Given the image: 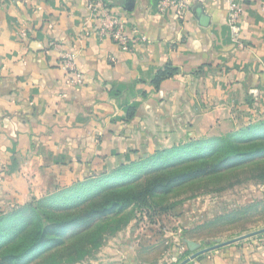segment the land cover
Wrapping results in <instances>:
<instances>
[{
	"label": "crops",
	"instance_id": "0c3cea01",
	"mask_svg": "<svg viewBox=\"0 0 264 264\" xmlns=\"http://www.w3.org/2000/svg\"><path fill=\"white\" fill-rule=\"evenodd\" d=\"M89 1L0 0V211L38 198L58 173L114 168L130 153L264 113L261 0H238L237 33L226 0L192 2L182 17L158 12L157 0H103L147 38L128 51L99 36ZM64 52L75 55L85 86L65 84ZM169 66L175 73L155 87ZM197 232V225L184 230L187 244L209 240ZM182 252L116 254L103 264H178ZM184 264H264V233Z\"/></svg>",
	"mask_w": 264,
	"mask_h": 264
},
{
	"label": "rangeland",
	"instance_id": "374dc122",
	"mask_svg": "<svg viewBox=\"0 0 264 264\" xmlns=\"http://www.w3.org/2000/svg\"><path fill=\"white\" fill-rule=\"evenodd\" d=\"M253 113L230 130L181 140L167 156L166 148H155L103 171L58 173L38 198L0 211V264H103L116 254L149 251L165 259L175 248H183L182 261L264 229V113ZM252 149L242 161L235 155ZM219 162L217 171L158 186L179 169ZM64 222L49 235L54 242H39L45 226ZM196 225L209 240L187 244L184 230Z\"/></svg>",
	"mask_w": 264,
	"mask_h": 264
},
{
	"label": "built area",
	"instance_id": "2783aa9c",
	"mask_svg": "<svg viewBox=\"0 0 264 264\" xmlns=\"http://www.w3.org/2000/svg\"><path fill=\"white\" fill-rule=\"evenodd\" d=\"M228 4L227 23L234 33L239 30L242 21L243 8L238 0H226ZM192 2L204 3L205 0H157L158 12L174 9L179 17ZM264 9V0L259 3ZM87 9L97 22L99 36L110 38L121 50L128 51L139 42H146L145 35L139 33L134 27L128 25L126 19L113 11L103 0H91L87 3ZM60 70L63 72L65 84L73 89L86 85L87 80L76 64L75 55L64 52L58 61Z\"/></svg>",
	"mask_w": 264,
	"mask_h": 264
},
{
	"label": "trees",
	"instance_id": "16d2710c",
	"mask_svg": "<svg viewBox=\"0 0 264 264\" xmlns=\"http://www.w3.org/2000/svg\"><path fill=\"white\" fill-rule=\"evenodd\" d=\"M175 71L176 70L170 66L166 67L165 69H163L161 71H158L152 80V84L155 87H158L160 82L163 79L173 76ZM164 150H168V151H165L166 156L171 154V151H169L170 149H164ZM256 150L257 149H252L249 151H240V152L236 153L235 155L237 156V158H239V161H242V160L246 159L247 157H250L253 154H255V152H257ZM223 161L227 162L228 159L225 157V159H223ZM221 162L214 163L210 166L209 165L208 166L207 165H203V166L202 165H200V166L192 165V166L188 167L187 169H185V168L183 170L179 169L178 173L173 172V175L170 177V179L168 181H166L164 184H161L158 186L164 187V186H167L170 182L181 181V180H185V179H191V178H195V177L200 176V175H205L209 172L217 171L218 167L221 166L220 165ZM64 224H68V223H66V222L59 223L58 226H57V223L56 224H49V225L45 226L43 231L39 235V239H38L39 242H42V243L54 242L57 237H49V235L56 233L57 230L60 229V227L63 226ZM36 237H34V239L32 240L33 244L38 242Z\"/></svg>",
	"mask_w": 264,
	"mask_h": 264
},
{
	"label": "water",
	"instance_id": "95a60500",
	"mask_svg": "<svg viewBox=\"0 0 264 264\" xmlns=\"http://www.w3.org/2000/svg\"><path fill=\"white\" fill-rule=\"evenodd\" d=\"M263 231H264V229H262V230H258V231H255L254 233L249 234V235H243V236L237 237V238H235V239H230V240H228V241H225V242H222V243H218V244H215V245L210 246V247H207V248H203V249L198 250L197 252L191 254L189 257H187L186 259H184L183 261H181V262L178 263V264H184V263H186L187 261H189L190 259H192V258L196 257L197 255H199V254H201V253H203V252H206V251H208V250H211V249L217 248V247L222 246V245H224V244H227V243H230V242H233V241H237V240H239V239H242V238H245V237L251 236V235H253V234H257V233L263 232Z\"/></svg>",
	"mask_w": 264,
	"mask_h": 264
}]
</instances>
